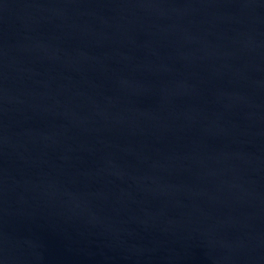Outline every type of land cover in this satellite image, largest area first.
Segmentation results:
<instances>
[{"label":"water","instance_id":"water-1","mask_svg":"<svg viewBox=\"0 0 264 264\" xmlns=\"http://www.w3.org/2000/svg\"><path fill=\"white\" fill-rule=\"evenodd\" d=\"M0 264H264V0H0Z\"/></svg>","mask_w":264,"mask_h":264}]
</instances>
